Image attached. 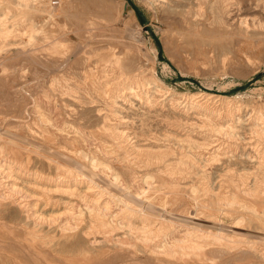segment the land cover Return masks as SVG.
Wrapping results in <instances>:
<instances>
[{"label": "rangeland", "instance_id": "rangeland-1", "mask_svg": "<svg viewBox=\"0 0 264 264\" xmlns=\"http://www.w3.org/2000/svg\"><path fill=\"white\" fill-rule=\"evenodd\" d=\"M122 1L132 13L123 15ZM213 1L59 0L51 6L49 0H37V10L26 11L16 0H0V29L10 30L0 34V131L14 135L22 148L33 149L36 142L74 158V149L96 153L118 170L131 167L135 182L144 174L174 180L173 188L150 200L166 208L169 217L193 216L227 226L239 221L240 227L264 232V166L254 168L245 158L264 146V137L253 131L264 125V0ZM241 18L248 19L247 30L239 25ZM125 76L139 84L153 80L160 90L150 87L146 95L118 98L114 107L110 94L118 91L116 85L122 87ZM120 120L125 138L109 129ZM229 123L234 136L215 129ZM189 136L203 147L184 141ZM136 140L140 153L130 148ZM4 152L30 170L54 174L53 165L31 150L5 147ZM174 165L180 170L170 174ZM250 187L260 192L242 193ZM224 193L254 205L258 216L243 206L221 203ZM25 194L24 201L34 204L46 197L36 186ZM40 207L47 219L64 214L58 201ZM24 212L16 203L0 202V264L174 260L126 253L110 241L83 252L88 245L82 236L60 231L56 221L26 223ZM81 218L84 225L89 220L85 213ZM210 239L199 252L170 263L264 264L263 243L254 244L255 253L243 240L218 246Z\"/></svg>", "mask_w": 264, "mask_h": 264}, {"label": "bare ground", "instance_id": "bare-ground-1", "mask_svg": "<svg viewBox=\"0 0 264 264\" xmlns=\"http://www.w3.org/2000/svg\"><path fill=\"white\" fill-rule=\"evenodd\" d=\"M16 1L18 7H21V9L23 10H37V0ZM209 5H211V3ZM208 8L210 9V7ZM113 9H115V7ZM121 9L123 15L132 13L130 5L125 4V1L121 2ZM119 12L118 14H120ZM48 17L51 18L52 14L49 13ZM241 19H243V22ZM241 19L239 25L243 26L247 30L250 26L248 19ZM9 32L10 30L8 28L0 29V34L7 35ZM31 37L32 35H29V38ZM44 38H47V36H44ZM52 43L55 44L56 42L53 40ZM106 62L111 61L110 59H107ZM105 65L108 64L105 63ZM121 74L122 73L120 72V75ZM125 78L127 80H125L126 82H124L122 87L116 85V87L114 88L119 92L121 90V92L119 93L118 91H113L110 94V97L112 98L110 99V103L112 102L111 104L114 105V107L116 106L115 103L118 98L129 100L133 96L140 97L141 95H146L148 88L150 87H153L155 90H160V87H157L158 84L155 83V81L153 82V80L151 82L139 84L138 81H133L130 77L125 76ZM44 95H46V93ZM41 113L42 111L40 112V114ZM112 114L116 116L118 112L115 111V109H112ZM77 117H80V115ZM43 118L46 119V117L44 116ZM117 122L118 123L113 125L110 123L109 129L113 131L117 137H127L128 134L125 133L126 130L124 131V129H121L120 127L122 126V123L124 121L120 120ZM222 126L223 125L216 126L215 129L225 130L232 136H234V129L232 128L231 123L226 124L223 127ZM57 131L60 132L59 130ZM253 131L264 137V125L259 126L258 128L253 127ZM179 139L180 138H178V140ZM136 141L137 143L130 144V148L133 150V152L140 153L142 151V147L138 146V140ZM184 141L200 147L203 145V142H199L197 139H194L190 136L187 137V139H184ZM31 145L33 149H30L28 147L22 148L17 144L16 141H14V135L8 133L7 131H0V202L3 201L7 203H16L17 205L24 208V219L26 223L37 226L43 224L46 221L49 223L56 221V226L60 231L69 232L70 234L73 233V235H78L80 236V238L82 236L89 247H87L86 250H83V252L88 251L89 249L93 250L95 249L94 247L96 245H102L110 241L114 247L126 253L137 254V252H139L145 254V256H155V259L158 261H164L161 259L162 257L173 258L174 260L170 259L168 261H164L171 264L170 262L176 261L178 259L181 260V258L189 252H199L203 247L202 242H205V244H207V237H211L208 243H215L218 246L229 245V243L237 244L242 242L243 240L244 242L249 244L252 249H254L255 253V250L257 248H253L254 244H264V232H259L251 228L240 227L238 226L239 221H236L234 222V224L227 226L224 224L216 223L209 219L198 220V218L193 216L169 217L168 214L165 213V210H167L166 208L164 209L158 206H153L150 201L151 198H153L152 195H162L165 194L167 190H170V188H173V185L175 184L173 179V181L170 180L169 182L154 180L151 174H144L140 177V182H135V176L133 174L134 171L131 167H126V170L123 171L118 170L113 166V162L105 161L104 159L97 156L96 153H91L89 155L88 152L82 149H74L76 154H78V156L74 158L73 156L64 155L63 153L55 151L54 149L49 148L48 146L41 143L32 142ZM5 147H14L17 149H24L26 151L31 150L37 155L42 156V160L45 159L49 165H53L54 174L50 175L38 170L28 169L26 164L4 154ZM261 149L263 150L259 152L257 151L255 155L251 153L249 155L248 153L245 157L247 162H252L251 164L254 165V168L255 165L256 168L264 166V146ZM98 151L103 153L102 148H99ZM153 153L161 154L158 151H154ZM121 158L122 160H124L125 156H122ZM121 158H119L118 160H120ZM29 161L30 158L29 156H27L26 163ZM180 163H182V161H180ZM146 164L148 165L149 162H147ZM178 170H180V167L178 165H174L169 173H177L179 172ZM171 178H173V176ZM34 186L39 188L42 191V195L46 197L44 199H39L41 201L35 204L31 202H25L24 197L26 196V190L29 187ZM195 189L196 188H192L191 190L194 192L193 199L196 200L198 196L196 195ZM257 192L259 193L260 190H255L251 187L242 189V193L245 195L254 196ZM220 197L223 200L221 201V203H224V201H226V203L228 202L230 204L243 206L244 208H247L248 212L252 213L255 216H258V210L256 209V207H254V205H247L245 204V202H239L234 196L229 197L225 195V193ZM56 201H58V205L63 206L64 214L61 216L58 215L59 217L52 216V219H47L43 214L44 208H41L40 206H42V204H53ZM217 210H221L220 207L217 206ZM84 213L89 219L85 225L82 224L83 218H81ZM261 216V221L263 222L264 226V211H261ZM96 234L99 235L98 238L95 236ZM135 241H138V243H135ZM261 251V254H264V247L263 249H261ZM134 261L135 260H133V262ZM140 264L143 263L141 262Z\"/></svg>", "mask_w": 264, "mask_h": 264}, {"label": "built area", "instance_id": "built-area-1", "mask_svg": "<svg viewBox=\"0 0 264 264\" xmlns=\"http://www.w3.org/2000/svg\"><path fill=\"white\" fill-rule=\"evenodd\" d=\"M51 6H56L59 3V0H49Z\"/></svg>", "mask_w": 264, "mask_h": 264}]
</instances>
